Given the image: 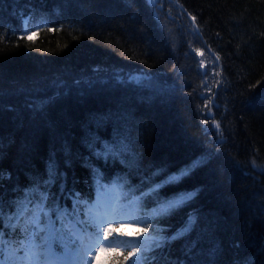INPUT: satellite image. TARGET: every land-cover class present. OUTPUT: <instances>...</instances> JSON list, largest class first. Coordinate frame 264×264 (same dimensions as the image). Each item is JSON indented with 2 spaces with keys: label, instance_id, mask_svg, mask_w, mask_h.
Instances as JSON below:
<instances>
[{
  "label": "snow or ice",
  "instance_id": "1",
  "mask_svg": "<svg viewBox=\"0 0 264 264\" xmlns=\"http://www.w3.org/2000/svg\"><path fill=\"white\" fill-rule=\"evenodd\" d=\"M172 2L187 15L194 35H201L197 17L179 0ZM146 4L156 8L157 0ZM163 7L161 0L159 8ZM11 11L24 26L21 40H31L46 26L39 22L27 27L34 7ZM58 28L51 23L46 30ZM208 51L211 65L201 48H192L201 58L198 67L206 69L200 88L207 112L201 122H211L223 136L210 107L216 100L213 88L223 84V67L220 55L211 47ZM120 55L145 67L96 65L70 76L58 72L24 83L12 81V87L0 89V106L15 97L19 107L8 110L16 112L17 127L27 129L15 171L0 162V264H96L101 253L111 254L109 264H264V244L254 252L235 244L237 251L226 249L217 221L195 207L200 193L188 181L218 159L222 142L211 150L203 146L198 157L183 166L161 162L145 168L133 135L135 110L167 103L183 93V87L176 78L152 71L145 59ZM261 95L264 98V91ZM70 101L76 107L100 103L106 110H89L76 120L68 109ZM100 129L108 136H101ZM8 143H13L11 137ZM42 150L43 166L38 168L35 161ZM6 156L0 148V160ZM76 165L87 172V194L77 188L74 177L70 186L69 173ZM177 218L180 223L174 226ZM128 226L136 228L133 237L124 231ZM118 238H123V245L115 242Z\"/></svg>",
  "mask_w": 264,
  "mask_h": 264
},
{
  "label": "trees",
  "instance_id": "2",
  "mask_svg": "<svg viewBox=\"0 0 264 264\" xmlns=\"http://www.w3.org/2000/svg\"><path fill=\"white\" fill-rule=\"evenodd\" d=\"M179 3L197 17L206 46L221 57L223 84L213 88L216 100L210 107L223 136L211 122H201L207 112L200 88L203 76L195 67L198 62H191L183 50L180 37H184L146 0H0L4 25L13 23L11 10L20 5L46 12L59 25L53 32L39 31L31 40L19 39L8 28L0 30V89L12 87V81L24 83L58 72L70 76L96 65L145 67L124 59L121 52L145 59L152 71L159 70L166 78H176L183 93L167 103L135 110L133 135L139 140L145 168L161 162L183 166L197 158L203 146L211 150L222 142L218 159L196 171L188 186L199 190L195 207L217 221L224 247L235 252V244L254 252L264 244V0ZM180 13L174 10L171 17L181 22L179 28H187V15ZM12 105L19 107L15 97L0 106V148L7 153L0 162L15 171L27 129L17 127L16 112L8 110ZM68 109L80 120L89 110L105 111L106 106L89 101L76 107L70 101ZM99 131L108 136L105 129ZM35 165L43 166V150ZM73 177L77 188L87 194L86 170L76 165L69 173L70 186ZM172 223L177 226L179 218Z\"/></svg>",
  "mask_w": 264,
  "mask_h": 264
},
{
  "label": "rangeland",
  "instance_id": "3",
  "mask_svg": "<svg viewBox=\"0 0 264 264\" xmlns=\"http://www.w3.org/2000/svg\"><path fill=\"white\" fill-rule=\"evenodd\" d=\"M161 2V0H157V7H159V3ZM163 4H164V7L163 8H158L159 10V12H160V14H159V17L162 19V17H165V20H167V19H169L170 21H171V24L172 25H175V27H176V29H178L179 28V26H180V24H181V22L179 21V22H177V19L176 20H173V17H171V15H170V13L172 12V11H174V10H177L178 11V9H180V8H178L177 6H176V4L175 3H173L172 1H170V0H163ZM167 7H171V9H172V11L171 12H169V11H165V8H167ZM178 13V12H177ZM180 13V12H179ZM190 22V21H189ZM190 25H191V22H190ZM181 33H183L182 31L180 32V34ZM193 33V32H192ZM184 34V33H183ZM194 34V33H193ZM180 39L181 40H188L189 42H191V41H195L193 38H192V36H187V35H185L184 34V38H181L180 37ZM197 41V40H196ZM183 42V45L184 46H186L187 45V41H182ZM198 43H199V41H197ZM188 56H190V57H188ZM187 57H188V59H190L191 58V54L190 55H188ZM206 56H210V53H209V55L208 54H206ZM205 59L207 60V62H208V64L210 65L211 64V62H210V57H205ZM204 71H206V69H204ZM126 230H128V231H131V230H133V228H127ZM136 230V229H135Z\"/></svg>",
  "mask_w": 264,
  "mask_h": 264
},
{
  "label": "bare ground",
  "instance_id": "4",
  "mask_svg": "<svg viewBox=\"0 0 264 264\" xmlns=\"http://www.w3.org/2000/svg\"><path fill=\"white\" fill-rule=\"evenodd\" d=\"M183 50L185 51L186 54H189V53H188V52H189L188 50H186V49H183ZM190 60H191V62L194 61V63H197V62H198V60L195 59V58H193V57H191Z\"/></svg>",
  "mask_w": 264,
  "mask_h": 264
}]
</instances>
